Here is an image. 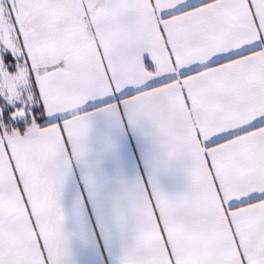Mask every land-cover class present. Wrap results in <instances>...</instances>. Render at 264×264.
<instances>
[{
    "label": "snow or ice",
    "instance_id": "snow-or-ice-1",
    "mask_svg": "<svg viewBox=\"0 0 264 264\" xmlns=\"http://www.w3.org/2000/svg\"><path fill=\"white\" fill-rule=\"evenodd\" d=\"M125 124L152 159L102 225L117 264H264V0H0V264H73L66 180L99 200Z\"/></svg>",
    "mask_w": 264,
    "mask_h": 264
},
{
    "label": "crops",
    "instance_id": "crops-1",
    "mask_svg": "<svg viewBox=\"0 0 264 264\" xmlns=\"http://www.w3.org/2000/svg\"><path fill=\"white\" fill-rule=\"evenodd\" d=\"M106 131L105 125L97 124V136ZM115 154L106 156L102 146L96 144V158L99 166L92 173L101 198L91 199L86 193V176L78 165H73L72 173L65 183V209L69 224L77 219L83 221L86 241H77L71 259L73 264H117L119 252L118 238H108L102 227L111 216V198L122 184L136 186L147 183L150 176L152 149L150 143L134 133L127 125L114 133ZM160 183L169 196L175 197L185 190L186 180L183 173L175 168L159 170Z\"/></svg>",
    "mask_w": 264,
    "mask_h": 264
}]
</instances>
